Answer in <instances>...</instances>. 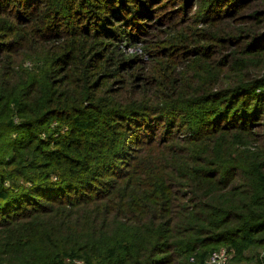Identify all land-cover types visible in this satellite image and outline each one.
Returning a JSON list of instances; mask_svg holds the SVG:
<instances>
[{
  "label": "trees",
  "instance_id": "16d2710c",
  "mask_svg": "<svg viewBox=\"0 0 264 264\" xmlns=\"http://www.w3.org/2000/svg\"><path fill=\"white\" fill-rule=\"evenodd\" d=\"M260 1L0 0V264L260 262Z\"/></svg>",
  "mask_w": 264,
  "mask_h": 264
},
{
  "label": "rangeland",
  "instance_id": "374dc122",
  "mask_svg": "<svg viewBox=\"0 0 264 264\" xmlns=\"http://www.w3.org/2000/svg\"><path fill=\"white\" fill-rule=\"evenodd\" d=\"M171 6H172V4H171ZM261 10H264V0L260 1V6L255 7L253 9H250L247 12L244 13V14H251L252 20H248L246 18L244 21H246L247 23H244V24L238 25V26L242 27V28H246L247 29L246 32L249 31V26H251V25L255 26V28H257V29L258 28H263L264 26L263 25H259V22L263 21L264 14L260 15V17H261L260 20L261 21L259 20V17H258L259 11H261ZM182 26H187V24L183 23V24H179L178 25V27H182ZM236 34H241V32H236L233 35H236ZM156 41H161V39L153 38V39L149 40V54L151 53V51L155 50V47H154L153 43H156ZM118 46H119V49L121 51L127 53L128 55L139 54V55H142L144 58H147V55L144 53L143 44L142 43H135V44H132L131 46H129V45L127 46V44L125 42L119 41L118 42ZM150 60H151V57L149 55V62H150ZM194 62L195 61H192L190 66H187V64H185V66L181 67V72H182L184 78H187L189 75L192 74L191 67H192V63H194ZM223 76L225 77V84H228L229 82H231L233 79L236 78L235 77L236 73L226 72V73L223 74ZM184 82H185V80L182 81V83H184ZM263 250H264V247L259 250V256H261V253H262Z\"/></svg>",
  "mask_w": 264,
  "mask_h": 264
},
{
  "label": "built area",
  "instance_id": "2783aa9c",
  "mask_svg": "<svg viewBox=\"0 0 264 264\" xmlns=\"http://www.w3.org/2000/svg\"><path fill=\"white\" fill-rule=\"evenodd\" d=\"M231 253L227 248L222 247L212 252L208 259V264H230ZM77 264H86L83 261H78ZM255 264H264V250L260 256V262Z\"/></svg>",
  "mask_w": 264,
  "mask_h": 264
}]
</instances>
